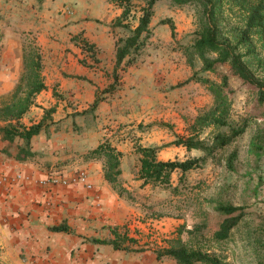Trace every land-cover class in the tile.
I'll return each instance as SVG.
<instances>
[{"label": "rangeland", "instance_id": "374dc122", "mask_svg": "<svg viewBox=\"0 0 264 264\" xmlns=\"http://www.w3.org/2000/svg\"><path fill=\"white\" fill-rule=\"evenodd\" d=\"M133 2L135 9L129 21L131 28L136 26L140 15L139 8L143 5L140 0ZM32 4L34 0H0V36L6 28L18 31V19L27 15L33 17ZM42 9V13L47 17L76 18L88 14L91 18H97L98 21L92 20V24L98 27L94 33H98V44L102 49L101 65L109 63L110 59L114 58V37L107 31L106 26V20L112 9H109L106 0H48L46 7ZM66 9L69 13H66ZM114 9L118 8L114 6ZM118 10L121 12L120 9ZM227 13L228 24L233 25L238 22L239 14ZM200 14L201 11L194 5L177 6L168 0L158 1L153 7V16L149 25L151 36L136 62L120 73L121 77L116 85L118 89L113 95L106 97L110 99L100 104L94 116L85 115L82 118V114L75 111L74 121L69 124H64L62 121L54 122L52 113L44 123L46 132L42 134L49 136L52 131L55 133L71 129V132L78 134L99 136L100 140L111 139L112 144L120 146L125 157L124 178L121 177L119 180L132 196V200L126 199L125 195L119 197L120 204H123L120 209L123 214L125 212L126 219L117 226L121 230L126 229L129 236L137 240V244L132 248H143V252H146L145 259L148 258L149 264H176L169 259L156 260L153 250L165 246L167 240L176 236L180 226L188 230L204 221L212 230L219 221V217L211 210L212 206L228 202L244 206L245 216L222 249L216 252L228 264H257L259 261H264V141L261 142L262 149L259 150L252 149L251 142L258 133L264 134V110L255 108V100L235 78H230V85L235 93L232 98L229 123L235 125L250 117L256 123L247 126L245 133L219 155L220 160L208 159L202 168L186 172L183 184L178 182L179 173L172 174L171 186L179 188L181 192L179 195H174L171 189L151 185L141 186V181L136 179L138 153L135 151V146H161L172 142L178 136H187L190 131L189 126L195 117L213 107L214 98L207 86L189 82L174 87L187 80L193 73L218 82L213 74L202 72L201 63L196 56L192 60V65H189L184 53L186 49H191ZM168 18L174 25L173 36L168 24H159V21ZM113 33L116 39L129 35L127 30L119 27ZM30 42L34 43L32 37L25 35L22 47ZM219 70L227 72L224 67ZM111 82L112 79L109 84ZM109 84L103 83L98 88V96L102 95V90ZM11 92L1 96L0 101L7 99ZM55 97L61 100L63 96L57 94ZM49 108L51 107L42 110L41 106H36L33 117L39 118L40 121L44 110ZM217 132L226 133L228 128H204L199 133V139L205 144H210ZM10 152H13L12 148ZM232 152H236L237 155L235 172L225 167V160ZM202 155L198 151H186L183 147L171 145L160 150L157 157L160 160H185ZM0 158L3 161L7 160L6 162L12 160L4 154ZM41 159L42 157L37 155L33 161L38 164ZM31 164L33 168L29 167L28 171L26 169L17 173L0 171V177H5V183L0 184V194L5 188L18 184L25 185L27 189L36 188L39 191L42 189L44 194L42 198L40 197L41 201L33 203L39 211L44 212L53 203L50 193L56 187L42 186L40 181L46 180L50 174L74 177L79 170L87 173V184L91 186V189L82 186L83 189L87 192L93 191L89 172L84 168H74L77 165L75 161H71L69 166L66 165L67 168L63 169L59 166L38 168ZM74 185L70 184L59 190ZM62 222L66 223V221L45 223L44 228L52 232L49 228ZM140 224L144 227L141 228ZM58 236L61 241L63 235L60 233ZM207 236L209 237V234ZM181 238L186 240L185 232ZM209 244L214 246L212 242ZM39 252L42 253L40 258H43L44 254L48 255L47 248H41ZM136 253L138 252H134V255ZM20 256L23 257V250L20 251ZM42 264L55 263L45 261Z\"/></svg>", "mask_w": 264, "mask_h": 264}, {"label": "trees", "instance_id": "16d2710c", "mask_svg": "<svg viewBox=\"0 0 264 264\" xmlns=\"http://www.w3.org/2000/svg\"><path fill=\"white\" fill-rule=\"evenodd\" d=\"M110 4L121 10L110 24L113 32L116 28H123L129 32L125 38H117L115 41V67L111 73L112 82L104 90L102 95L96 98L86 110L93 113L100 102L113 95L118 87L120 73L126 71L141 54L146 41L151 36L149 27L153 16V7L160 0H140L143 5L139 8L140 15L137 24L131 28L129 21L135 9L133 0H107ZM177 6L194 5L201 14L198 18L195 39L191 49L185 50L189 65H192L194 56L201 63L202 72H208L216 76L218 82L211 81L207 77L193 73L184 82H196L208 87L213 95V107L202 115L195 117L190 124L187 136H178L170 143L161 146H135L139 155V166L136 170V179L141 181V186L151 185L163 189H171L174 195H179L177 186H171V176L179 173L178 182L183 184L186 172L202 168L208 159L220 160L219 155L232 146L246 131L248 125L256 123L252 117L243 119L232 125L229 123L232 98L235 93L230 85V78H235L240 85L255 100V108L264 110V0H168ZM239 14V19L233 25L228 24V13ZM159 24H168L171 36L174 35V25L171 19L159 21ZM70 41L80 48L84 57L79 62L92 68L97 65L98 48L88 42L81 34L74 35ZM226 68L227 72H221L220 68ZM46 86L42 76V63L39 48L30 42L22 47V72L17 83L7 99L0 101V138L3 141L17 145L16 153L6 151V155L17 162L24 163L35 156L30 151L29 145L33 137L46 132L45 121L54 113L55 108L44 110L41 120L30 126L20 120L35 105L36 96L45 90ZM82 112V113H86ZM208 127L217 129L228 128V132H217L210 144H205L199 139V133ZM264 134L258 133L251 142L252 149H262L261 142ZM183 147L186 151H198L200 157L187 158L185 160H160L157 154L168 146ZM123 154L109 139H104L94 149L88 150L82 155L84 163L101 162L102 178L110 185L119 197L126 196L132 200V196L120 184L122 170L120 168ZM236 152H232L225 160V167L235 172ZM185 185H182V187ZM244 206L232 203H217L211 210L219 217V221L213 229H209L206 222L194 225L192 229L185 230L184 226L177 229L176 236L167 240L166 245L153 250L156 260L169 259L176 264H228L216 251L229 240L233 231L242 222L245 212ZM50 231L55 233H67L69 231L65 222L52 226ZM112 239L87 238L94 244L111 245L114 250L125 252H142L143 248L133 249L137 240L130 237L128 231L119 226L109 228ZM186 233V240L181 238ZM206 232V234H205ZM209 234V237L207 236ZM264 238V235H263ZM214 246H210L209 243ZM0 264H4L0 259ZM257 264H264L259 261Z\"/></svg>", "mask_w": 264, "mask_h": 264}, {"label": "crops", "instance_id": "0c3cea01", "mask_svg": "<svg viewBox=\"0 0 264 264\" xmlns=\"http://www.w3.org/2000/svg\"><path fill=\"white\" fill-rule=\"evenodd\" d=\"M46 1L48 0H34V18L27 15L18 19V31L6 28L0 36V97L14 89L22 72V44L25 35L32 37L41 54L42 76L46 88L36 96L35 105L20 120L27 126L39 121V118L33 117L36 106H41L42 110L54 107L53 121H62L64 124L74 121L75 111L80 112L82 118L85 115L94 116L100 104L110 98L100 102L92 114L86 110L94 102L98 88L103 83H110L115 67L116 37L110 24L119 16L118 9H114L106 0L109 9H112L106 26L114 37V58L102 66V49L98 44V33H94L98 27L92 24V20L98 19L91 18L88 14L76 18L47 17L42 13ZM77 34H81L99 50L97 57L100 62L92 68L79 62L84 53L70 41ZM54 93L62 95V99H57ZM73 107L77 109L73 110ZM103 140L99 136L71 132V129L55 133L52 131L49 136L40 134L32 138L29 148L35 156L24 163L13 158L11 162L0 160V171L16 173L33 168L31 163L38 168L59 166L63 169L71 161H75L77 165L70 167L87 169L93 185L92 192L85 191L79 183L62 190H59L61 187H56L50 193L53 203L44 212L39 211L33 203L41 201L44 190L27 189L20 184L5 188L0 194V259L4 264H42L45 261L55 264H149L148 258L145 259L146 252L134 255L133 251L114 250L111 245L86 241L87 238L112 239L109 228L122 224L126 219L125 212L123 214L120 209L123 204H120L119 196L102 178V163H84L82 160L84 153L94 149ZM17 145L21 146L22 142L15 141L11 144L0 138V156H7L5 153L10 152V148L13 150L12 154H15ZM112 145L122 152L120 146ZM122 154L120 178H124L125 154ZM37 155L42 159L35 164L33 160ZM137 162L139 166L138 154ZM54 221H66L69 227L70 231L61 233V241L58 236L60 233L48 232L44 228L45 223ZM140 227L144 226L140 224ZM41 248L48 249V255L44 254L43 258H40ZM21 250L23 257L20 256Z\"/></svg>", "mask_w": 264, "mask_h": 264}, {"label": "built area", "instance_id": "2783aa9c", "mask_svg": "<svg viewBox=\"0 0 264 264\" xmlns=\"http://www.w3.org/2000/svg\"><path fill=\"white\" fill-rule=\"evenodd\" d=\"M65 11L66 13H69L67 9ZM4 178H5L4 176L0 177V184L5 183ZM87 178H88V175L83 170L82 171L79 170L74 177H68V176L64 177V176H61L60 174H50V176L46 180L40 181L41 183L40 185L42 186L49 185L51 187H54V186L55 187H65L70 184L80 183L82 184V186H85V188L91 189V186L87 184Z\"/></svg>", "mask_w": 264, "mask_h": 264}]
</instances>
